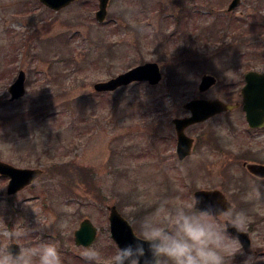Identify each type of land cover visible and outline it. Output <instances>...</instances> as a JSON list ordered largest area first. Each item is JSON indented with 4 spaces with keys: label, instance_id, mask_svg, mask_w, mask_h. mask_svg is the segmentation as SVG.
Wrapping results in <instances>:
<instances>
[{
    "label": "rangeland",
    "instance_id": "obj_1",
    "mask_svg": "<svg viewBox=\"0 0 264 264\" xmlns=\"http://www.w3.org/2000/svg\"><path fill=\"white\" fill-rule=\"evenodd\" d=\"M72 0L53 9L40 0H0V159L41 173L16 192L0 174V229H42L32 241L57 245L62 264H87L80 253L118 250L109 231L114 204L137 233L157 202L186 201L199 187H218L249 217L251 251L231 264H264V201L245 160L264 162V126L247 125L243 72L264 69V0ZM159 63L161 79L112 91L94 83L139 62ZM25 71V93L8 86ZM203 73L216 81L199 90ZM193 97L238 101L230 110L188 125L191 153L178 159L173 116L189 114ZM264 191V189H262ZM97 227L88 245L74 230ZM23 245L26 240L18 242Z\"/></svg>",
    "mask_w": 264,
    "mask_h": 264
},
{
    "label": "clouds",
    "instance_id": "obj_2",
    "mask_svg": "<svg viewBox=\"0 0 264 264\" xmlns=\"http://www.w3.org/2000/svg\"><path fill=\"white\" fill-rule=\"evenodd\" d=\"M255 181L254 199L264 201V177L256 176ZM249 222L245 211L230 204L221 208L195 193L181 203L162 198L152 214L135 222L137 233L132 242L119 247L107 264H231L243 253V245L239 236L228 230L246 234ZM40 230L0 229V264H62L55 243L32 241L33 232ZM21 240L28 243L21 245ZM80 255L87 264H102L104 260L97 247H86ZM245 264H254L253 258Z\"/></svg>",
    "mask_w": 264,
    "mask_h": 264
},
{
    "label": "water",
    "instance_id": "obj_3",
    "mask_svg": "<svg viewBox=\"0 0 264 264\" xmlns=\"http://www.w3.org/2000/svg\"><path fill=\"white\" fill-rule=\"evenodd\" d=\"M45 5L59 9L67 5L72 0H40ZM109 0H98V8L95 11V17L99 21L105 18L107 13V4ZM239 0H231L228 4V9H233ZM162 77L159 63L154 60H146L138 63L130 68L117 73L107 79L98 80L94 83V88L97 91L113 90L121 85H126L133 81L147 80L150 84L157 83ZM245 83L241 87L242 108L245 111V118L248 125L251 127L264 125V71L248 70L244 73ZM216 81V76L212 73H203L201 75L198 87L199 90H205ZM10 99L19 98L24 95L25 87V71L19 69L17 76L8 86ZM238 103L227 102L221 98H205L195 97L184 102L183 106L190 110V114L185 116H174L172 122L176 130V152L177 156L182 159L191 152L193 145V137L185 132L187 125L205 120L211 115L232 109ZM243 164L247 169L258 175L264 176V163L255 161H244ZM40 167H21L10 162L0 159V174L9 176L6 191L13 193L31 183L40 173ZM212 189V191H206ZM196 196L217 203L221 208H226L227 204L233 206L226 194L217 187L214 188H197L194 190ZM227 203V204H226ZM201 208L203 205L200 206ZM109 208V230L112 238L117 243L118 247H124L125 244L131 243L133 235L136 234L132 224L125 218L116 205L110 204ZM233 235H238L243 248L246 252H250L251 239L247 231L246 234H237L234 229L228 230ZM97 227L89 218H83L79 226L74 230V239L77 244H90L96 238ZM13 251H16V246H12ZM102 264H107L102 262Z\"/></svg>",
    "mask_w": 264,
    "mask_h": 264
},
{
    "label": "flooded vegetation",
    "instance_id": "obj_4",
    "mask_svg": "<svg viewBox=\"0 0 264 264\" xmlns=\"http://www.w3.org/2000/svg\"><path fill=\"white\" fill-rule=\"evenodd\" d=\"M259 70V69H258ZM262 70H264V69H262ZM262 70H260V71H262ZM228 102V101H227ZM235 103H239L238 101H234ZM256 129H260V128H262V127H255ZM255 128H252V129H255ZM244 162V161H243ZM262 162V161H261ZM262 163H264V162H262ZM261 177H264V176H261Z\"/></svg>",
    "mask_w": 264,
    "mask_h": 264
}]
</instances>
